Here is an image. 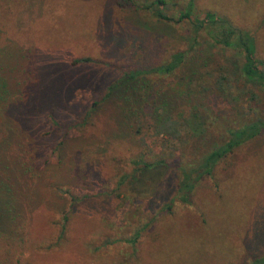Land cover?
Returning <instances> with one entry per match:
<instances>
[{"label": "rangeland", "instance_id": "374dc122", "mask_svg": "<svg viewBox=\"0 0 264 264\" xmlns=\"http://www.w3.org/2000/svg\"><path fill=\"white\" fill-rule=\"evenodd\" d=\"M190 1L193 16L210 11L251 31L264 65V0H166L167 14L176 17ZM189 30L115 0H0V86L7 82L10 100L17 101L6 114H15L16 134L25 140L20 161L11 147L9 169L0 163L17 209L0 237V264H250L264 255V135L220 160L195 185L190 204L174 201L169 212L178 170L133 175L142 153L145 162L179 165L220 145L221 120L230 124L232 113L248 112L245 98L232 104L237 54L202 34L205 63L189 85L197 108L182 96L180 72L147 77L155 90L182 97L175 113H191L200 137L183 148L156 138L152 128L136 135L147 118L137 113L125 125L121 100L106 97L124 70L150 69L186 50ZM75 58L93 63L72 65ZM219 85L228 92L219 93ZM48 108L59 129L39 128ZM162 117L156 110L155 121ZM134 191L152 192L151 203ZM136 232L134 245L125 241Z\"/></svg>", "mask_w": 264, "mask_h": 264}, {"label": "trees", "instance_id": "16d2710c", "mask_svg": "<svg viewBox=\"0 0 264 264\" xmlns=\"http://www.w3.org/2000/svg\"><path fill=\"white\" fill-rule=\"evenodd\" d=\"M115 1L120 8L136 13H147L157 21L190 27V30L186 31L185 40H187L188 46L186 50L176 51L169 57L168 61L150 69L124 70L122 76L115 83L107 87L106 97L114 95L122 102L121 114L125 125L130 123L131 118L136 116L137 113L147 118L146 125H136L137 127L134 129L136 135H141L144 128L147 130L152 128L156 138L165 141L170 140L172 143H176L178 147L181 146V148L189 143L190 139L199 138L200 136H196L195 134V128L192 127L194 123H191V113L188 116L183 113H175L177 102L182 97L176 95L175 92L155 90V87L147 77L155 74L172 76L176 72H180L177 76L181 83L184 84L186 90L182 96L195 100V107L197 108L199 107V99L196 93L189 88V85L195 77L197 69L201 66L200 63H205L202 60L204 58L203 50L199 48V40L202 34L208 38L212 46L230 49L238 56V63L234 65L235 82L232 79V104L234 103L235 105L240 102L241 98H245L248 112L240 114L232 113V120H229L230 124L223 119L221 120L224 131L221 136L220 145L209 148L207 152L200 153V158L194 162L190 161L179 165H174L164 160L145 162L143 159L147 153H142V156H139L140 159L133 162L136 165L133 175L137 172L157 168L168 170L175 168L178 170L174 197L165 205V210L169 212L173 207L174 201L178 200L183 205L190 204L195 185L204 175L210 176L213 168L220 160L231 152L233 153L236 148L254 140L260 135H264V114L255 116L256 110L264 106V65L257 55L256 39L251 31L237 27L227 18L210 11L204 12L202 15L193 16L192 1L176 17L167 14L168 5L166 0L143 2L139 0ZM91 63H93V60L90 58H75L71 61L72 65ZM238 86L241 87L237 89ZM217 91L221 94L228 92L226 87L221 85L217 87ZM80 96H82V93L78 92V100ZM10 97L9 84L3 82L2 86H0V110L3 115L2 122L0 123V163L5 170L9 169L5 163L11 154V147H14L18 161L25 155L23 150V142L25 140H22L16 134L18 132L16 124L19 121L16 119L15 114H6L10 106L17 104V101H11ZM250 104H253L251 105L252 107ZM149 106H151L150 113L144 114V110ZM20 108H18V111ZM242 109L244 110L245 106H242ZM156 110L160 111L163 116L157 122L155 121ZM249 112L252 113L250 114ZM262 113H264V110ZM40 122L39 128L47 125L56 129L60 128V123L53 114V108H48L43 112ZM198 124L202 126L201 117ZM81 125H83V122ZM183 135L187 136L186 140H184ZM22 167L23 164L20 163V168ZM12 191H14V187L9 183V179L0 176V237L5 236L6 231H8L12 221L16 217L17 209L12 204ZM134 193L147 197V202L151 203L152 192L149 194L148 191H134ZM162 198V196L158 197V201ZM73 202L75 203L74 200ZM67 219L66 216L63 217V224ZM62 226L61 230L63 232L65 225ZM139 237L140 233L136 232L132 239H126L125 241L134 245ZM250 264H264V255L254 258Z\"/></svg>", "mask_w": 264, "mask_h": 264}]
</instances>
